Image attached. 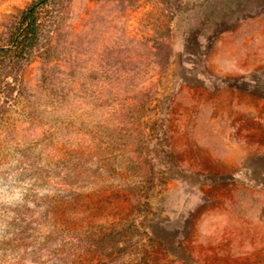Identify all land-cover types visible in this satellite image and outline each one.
Listing matches in <instances>:
<instances>
[{
  "label": "rangeland",
  "instance_id": "obj_1",
  "mask_svg": "<svg viewBox=\"0 0 264 264\" xmlns=\"http://www.w3.org/2000/svg\"><path fill=\"white\" fill-rule=\"evenodd\" d=\"M0 264H264V0H0Z\"/></svg>",
  "mask_w": 264,
  "mask_h": 264
},
{
  "label": "trees",
  "instance_id": "obj_2",
  "mask_svg": "<svg viewBox=\"0 0 264 264\" xmlns=\"http://www.w3.org/2000/svg\"><path fill=\"white\" fill-rule=\"evenodd\" d=\"M40 1L42 3V1H44V0H40ZM33 12H34V9L33 8H29L28 11L25 13V20H28L29 19V22H28L29 24H28L27 27H25V29H27L28 27L29 28L30 27L31 28H34L35 27V21H34L35 20V17L33 16L34 15Z\"/></svg>",
  "mask_w": 264,
  "mask_h": 264
}]
</instances>
